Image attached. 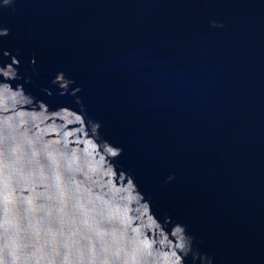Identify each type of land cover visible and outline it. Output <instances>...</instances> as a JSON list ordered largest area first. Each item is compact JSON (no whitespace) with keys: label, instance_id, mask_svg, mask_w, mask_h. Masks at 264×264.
Here are the masks:
<instances>
[{"label":"water","instance_id":"water-1","mask_svg":"<svg viewBox=\"0 0 264 264\" xmlns=\"http://www.w3.org/2000/svg\"><path fill=\"white\" fill-rule=\"evenodd\" d=\"M4 3L5 264H264V0Z\"/></svg>","mask_w":264,"mask_h":264},{"label":"clouds","instance_id":"clouds-1","mask_svg":"<svg viewBox=\"0 0 264 264\" xmlns=\"http://www.w3.org/2000/svg\"><path fill=\"white\" fill-rule=\"evenodd\" d=\"M11 0H5L4 5H9ZM215 26V25H214ZM8 33L6 30L0 31V36H6ZM5 55H8L7 52H5ZM0 264H5L4 260V246L0 245Z\"/></svg>","mask_w":264,"mask_h":264}]
</instances>
